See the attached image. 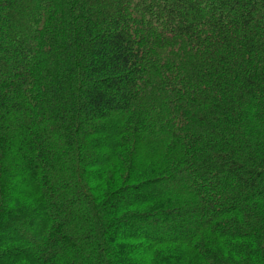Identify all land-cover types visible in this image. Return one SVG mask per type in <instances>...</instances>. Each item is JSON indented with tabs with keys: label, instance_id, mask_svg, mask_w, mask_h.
Masks as SVG:
<instances>
[{
	"label": "trees",
	"instance_id": "trees-1",
	"mask_svg": "<svg viewBox=\"0 0 264 264\" xmlns=\"http://www.w3.org/2000/svg\"><path fill=\"white\" fill-rule=\"evenodd\" d=\"M0 264H264V0H0Z\"/></svg>",
	"mask_w": 264,
	"mask_h": 264
}]
</instances>
